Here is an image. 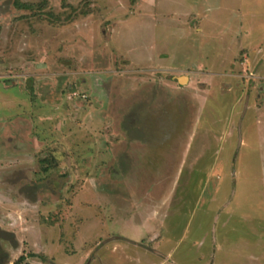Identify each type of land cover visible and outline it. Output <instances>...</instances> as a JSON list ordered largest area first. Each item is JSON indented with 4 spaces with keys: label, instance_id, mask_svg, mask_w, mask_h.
Returning <instances> with one entry per match:
<instances>
[{
    "label": "rangeland",
    "instance_id": "1",
    "mask_svg": "<svg viewBox=\"0 0 264 264\" xmlns=\"http://www.w3.org/2000/svg\"><path fill=\"white\" fill-rule=\"evenodd\" d=\"M0 243L264 264V0H0Z\"/></svg>",
    "mask_w": 264,
    "mask_h": 264
},
{
    "label": "crops",
    "instance_id": "2",
    "mask_svg": "<svg viewBox=\"0 0 264 264\" xmlns=\"http://www.w3.org/2000/svg\"><path fill=\"white\" fill-rule=\"evenodd\" d=\"M154 193H155V192H154ZM165 197H166V196H165ZM169 198H171V197L168 196L167 198L163 199V205L167 202V200H169ZM167 203H168V202H167ZM167 206H168V205H167ZM167 206H166V207H167ZM152 215H153L152 218L157 219V220H160V221H161V219L163 220V218H164V217L161 218V217H160L161 215L158 214L156 211H154V213L152 212ZM162 222H163V221H162ZM156 226H157V225H156ZM153 234H154V235H155V234L157 235V231H154ZM151 243H157V239H155V240L152 239V240H151ZM150 250H151L154 254H158L159 257H160L159 260H160L162 263L157 262L156 264H158V263H159V264H165V263L167 264V262H168L169 260H168V257H167L166 255L163 256L162 254L158 253V250H153L152 248H150ZM153 264H155V263L153 262Z\"/></svg>",
    "mask_w": 264,
    "mask_h": 264
},
{
    "label": "trees",
    "instance_id": "3",
    "mask_svg": "<svg viewBox=\"0 0 264 264\" xmlns=\"http://www.w3.org/2000/svg\"><path fill=\"white\" fill-rule=\"evenodd\" d=\"M26 7L27 8H30L31 6L26 5ZM42 163H43L42 171L44 173L49 172L51 170L50 167H48V166L47 167H44V166H45V164L51 165V163H53L52 162V159H50V157H47V158H45V159L42 160ZM33 256H35V255H33ZM23 260H26L25 257H21V259L16 264H21L22 263L21 261H23Z\"/></svg>",
    "mask_w": 264,
    "mask_h": 264
},
{
    "label": "flooded vegetation",
    "instance_id": "4",
    "mask_svg": "<svg viewBox=\"0 0 264 264\" xmlns=\"http://www.w3.org/2000/svg\"><path fill=\"white\" fill-rule=\"evenodd\" d=\"M0 249H2V245L0 243ZM6 254L4 255H0V264H4L5 263V258H7L8 256H6Z\"/></svg>",
    "mask_w": 264,
    "mask_h": 264
},
{
    "label": "water",
    "instance_id": "5",
    "mask_svg": "<svg viewBox=\"0 0 264 264\" xmlns=\"http://www.w3.org/2000/svg\"><path fill=\"white\" fill-rule=\"evenodd\" d=\"M186 78L182 79V82H185Z\"/></svg>",
    "mask_w": 264,
    "mask_h": 264
}]
</instances>
